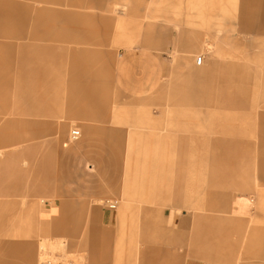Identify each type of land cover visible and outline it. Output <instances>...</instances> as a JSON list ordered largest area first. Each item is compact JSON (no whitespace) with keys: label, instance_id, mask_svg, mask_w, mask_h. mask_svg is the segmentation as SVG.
<instances>
[{"label":"rangeland","instance_id":"374dc122","mask_svg":"<svg viewBox=\"0 0 264 264\" xmlns=\"http://www.w3.org/2000/svg\"><path fill=\"white\" fill-rule=\"evenodd\" d=\"M44 8L63 14L51 18ZM74 12L72 22L63 16ZM75 81L83 89L74 95L66 89ZM137 83L146 97L139 104L125 97ZM107 128L131 162L165 160L162 180L136 196L146 210L123 217L122 204L134 198L128 188L81 200L75 231L51 211L57 157L72 131ZM0 153V257L186 264L202 259L203 216L210 253L245 252L252 230L264 239V0H0ZM239 200L248 214L233 210ZM104 209L119 224L110 234L93 226L105 222ZM123 218L130 237L122 236ZM140 227L162 236L148 242Z\"/></svg>","mask_w":264,"mask_h":264},{"label":"crops","instance_id":"0c3cea01","mask_svg":"<svg viewBox=\"0 0 264 264\" xmlns=\"http://www.w3.org/2000/svg\"><path fill=\"white\" fill-rule=\"evenodd\" d=\"M42 2H45L47 4L53 3V4H59L61 3V0H40ZM12 10L9 12L11 13ZM44 14L48 17L54 18L53 14H55L56 17L60 16L63 13H60L58 11L54 12L47 8H44L43 10ZM42 11H39V16L43 15ZM65 14V13H64ZM38 16V17H39ZM65 19L70 20L72 22V19L79 18L80 15L77 13H66V15H63ZM62 16V17H63ZM42 17V16H41ZM38 23V22H37ZM36 23V24H37ZM121 24V23H120ZM41 26V23L39 22L36 27ZM45 29L53 28H47L44 26H41ZM155 42V46L161 45L158 39H153ZM192 47V46H191ZM160 48V46L158 47ZM187 48V47H186ZM188 49V48H187ZM192 49V48H191ZM82 54L81 52H78L75 55V58H81ZM128 67H145L150 66L147 64L145 60H139L137 64H131L130 60H127L124 64ZM224 66L228 67L233 66L231 63H225ZM197 67H201L202 65H197ZM197 70V69H196ZM203 71L200 68L197 70V72ZM75 70L71 71L72 77L70 81H74V74ZM78 73V72H77ZM53 74L58 75L57 70L53 72ZM84 74L86 77L90 76V70L86 69L84 70ZM134 78V75L131 77ZM77 81L75 83H70L69 88L66 89V91H72V93L75 95L76 91L83 89V87L77 88ZM135 84V83H134ZM132 85L131 87L127 88L129 90V95L125 96L130 100H136L134 101L139 104L140 99H146L144 95H140L141 88L138 87L139 83L137 85ZM91 88L85 85L86 91H92L94 92L95 89L90 90ZM85 91V92H86ZM26 92V90H25ZM195 97V95H194ZM197 97V95H196ZM74 103L76 102L75 99L77 97L73 96ZM150 99H155L156 95L152 97H147ZM144 99V100H145ZM180 101V99H176L175 102ZM30 103V100L26 101L25 103ZM31 106V105H30ZM91 109V108H90ZM92 110V109H91ZM170 113V112H169ZM171 112L170 114H172ZM150 119L152 118V115L149 113ZM114 131H117L116 129H87L85 130V133L83 135L81 134L79 138L72 140V143L65 144L64 148L60 151L58 157H57V163H56V173L54 178L57 179L58 182V201L57 205L51 209L53 213L58 212L59 220H63L65 222H74L75 231L80 224L78 222H81V219H79L77 216L81 214V211L83 210V205L85 203L81 202V200L90 201L93 198H104L107 196H112L116 194H126V189L128 188V194L132 195L134 198H132V202L126 201L122 204V208L119 211V216L123 217L126 215L127 211H135V210H146V208H140L141 205V198L136 196H142L141 194H145V191H141L140 189L144 187V185L148 183H152L153 179V185H155L154 181H158V184L160 186L161 182V175L163 173L162 167V159H155L154 160H134L130 161L126 154L121 149V142H119L120 138L118 134H116ZM217 143H222L221 141H218ZM232 143V142H229ZM3 155V153H0V156ZM148 162H151L148 164ZM147 169L150 170V175L146 173ZM148 194H153V192H148ZM236 206L235 207L237 212L240 215H246L249 212V204L246 200H239L238 202L235 201ZM110 209V208H109ZM103 212L104 215V221L105 222H95L93 225L94 227H98L99 229L104 228L106 234H110L111 231L109 230L112 227H119L118 222H112L114 221V212L112 210L104 209ZM63 212V216H61V213ZM68 213V218L66 217ZM41 219L46 217V214L44 212H40ZM61 216V217H60ZM151 222H158V220L155 219H149ZM107 221V222H106ZM125 219L123 218V222L121 226H123L122 229V236H126V234L130 237L131 232L128 230L126 233V229H124L125 226ZM139 222H148L147 220L140 219ZM202 223H203V247H202V259H196V258H188L186 260V264H264V239L258 236V230L257 232L251 231V237L249 241V247L246 248L245 252H240L237 249L232 252V254L228 253L227 255L223 252L218 251H212L210 253V247L209 243L206 245L205 238L207 237L204 233H206V222H209V219H206V217H202ZM229 221V220H228ZM185 222H189L188 220H185ZM226 222V219L224 220ZM234 223H236L238 226L243 227L242 220L237 221L236 219H233ZM38 228L41 232H46V227L44 226V222L37 223ZM138 232V237L143 236L145 240L148 242H156L157 238H160L162 236V230L161 228H156L153 230H143V227L136 229ZM136 230H133L132 232L135 233ZM74 231V232H75ZM95 233V229L93 230ZM144 231V232H142ZM96 233H102V231L97 230ZM157 237V238H156ZM135 238V237H134ZM210 239V237L208 238ZM243 242V241H242ZM237 250V251H236ZM0 263L1 264H33V262H30L27 257H22L19 261H13L6 257H0Z\"/></svg>","mask_w":264,"mask_h":264},{"label":"built area","instance_id":"2783aa9c","mask_svg":"<svg viewBox=\"0 0 264 264\" xmlns=\"http://www.w3.org/2000/svg\"><path fill=\"white\" fill-rule=\"evenodd\" d=\"M201 61H202V60L199 59V60L197 61V65L200 66V65H201ZM80 135H81V132H80L79 130H74V131H72V133H71V137H72L71 139H72V140L77 139V138L80 137ZM109 208L114 210V209H116V206H115V205H110ZM44 264H49V262L44 263Z\"/></svg>","mask_w":264,"mask_h":264}]
</instances>
